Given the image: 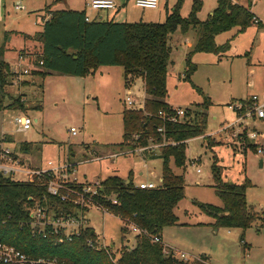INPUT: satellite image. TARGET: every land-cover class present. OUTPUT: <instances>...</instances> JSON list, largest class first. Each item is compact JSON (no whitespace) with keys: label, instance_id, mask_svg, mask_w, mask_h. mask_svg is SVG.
I'll use <instances>...</instances> for the list:
<instances>
[{"label":"rangeland","instance_id":"rangeland-1","mask_svg":"<svg viewBox=\"0 0 264 264\" xmlns=\"http://www.w3.org/2000/svg\"><path fill=\"white\" fill-rule=\"evenodd\" d=\"M88 1L10 0L5 8L2 0L0 6L5 9L8 22L14 21L17 30L35 34L43 28L36 16L40 12L49 15L51 10L47 7L54 11H86L91 17L97 12L88 7ZM178 1L165 0L167 6L164 4L159 10H141L131 5L127 10L128 19L122 15L115 22L163 23ZM194 1L183 0L181 15L184 18L189 16ZM200 1L202 9L198 18L206 21L217 8V0ZM230 1L243 6L251 5L262 26L258 25V20L243 33L235 28L217 36L218 45L230 43L229 50L221 55H194L192 61L197 71L191 78L192 83L184 81L185 59L186 54L193 50L189 44H195L197 34L189 32L184 36L178 30L172 41L174 54L169 66L167 103L174 109H189L190 112H202L203 109L196 105L202 104L205 97L211 104L205 134L187 142L185 168H174L186 180L185 198L176 208L182 228L179 231L170 227L162 233L164 246L173 249L169 250L174 251L177 256L175 258L187 260L184 261L187 264H206L202 257H206L211 264H264V121H249L246 127L241 125L240 130H256L261 133L255 142L246 139L239 142L232 138L234 130L223 131L225 125L235 122L237 118L229 108L230 104L253 95H264V0ZM18 2L25 6V11L15 9ZM8 40L4 39V42ZM40 48L39 44L36 47L32 44L16 53L18 58L23 56L27 59L29 74L20 83L15 82L14 76L9 78V83L0 89V150L8 149L11 158L22 165L15 167L25 172L47 169L49 162L59 167L66 160L73 162L77 168L75 177L68 176L60 179L61 182L69 181L76 185L87 179L89 182L85 184L92 190H96L101 181L115 175L126 181L132 179L135 187L149 180L160 184L163 169L161 160L145 163L140 157L145 155L137 151V155L120 154L119 145L123 142L124 134L123 112L131 108L126 100L131 97L136 101L134 108L143 107L146 97L143 80L136 79L128 86L124 70L120 67L114 68L115 72L111 76L98 72L100 87H88V90H102L98 99H95L73 77L51 75L44 79L33 75V71L40 69L33 53L39 52ZM17 61L10 60L13 67ZM109 79L113 81L107 90L104 81ZM33 82L36 85L32 86ZM21 115L33 120L31 130L25 133H19L14 124L15 118ZM71 128L78 130L77 136L70 133ZM163 143L169 145L171 141L164 140ZM210 143L212 148L208 146ZM259 147H262L263 154H258ZM91 148L103 159L80 164L86 161L82 159V154L86 158L85 153ZM73 152L76 158L71 155ZM110 154L116 157H108ZM158 154L160 148L147 154V157ZM214 162L221 168L224 182L241 185L248 179L252 184L247 190V204L261 216L246 231L239 228H216V219L201 208L202 205L223 207V202L213 188ZM198 170L201 172L198 173ZM13 178L15 181H24L27 176L17 173ZM100 210L75 209L74 215L85 214V225L94 229L95 246L111 249L108 253L117 262L123 250L130 251L135 247L137 234L132 230L133 224L114 216L106 208L107 212ZM124 227L127 229L123 230ZM182 254L185 258L181 257Z\"/></svg>","mask_w":264,"mask_h":264},{"label":"trees","instance_id":"trees-1","mask_svg":"<svg viewBox=\"0 0 264 264\" xmlns=\"http://www.w3.org/2000/svg\"><path fill=\"white\" fill-rule=\"evenodd\" d=\"M182 5L183 0H179L163 23H120L104 18L88 22L86 11H50L41 32L34 36L23 35L28 43L41 47L39 52L33 53L40 67L33 71L35 76L45 79L58 73L83 78L94 74L100 67L109 66L124 70L128 86L136 79L143 80L145 102L142 108L125 109L123 112L124 134L119 146L134 152L138 147L149 146L151 140L156 144H162L164 140L175 144L161 147L158 155L147 157L152 153L145 152V160H162V184L158 189L141 190L135 187L132 179H128L127 184L126 180L115 175L103 181L97 195L91 198L92 202L140 231L135 238V247L130 251L123 250L120 259L114 262L108 253L111 249L100 250L87 244L95 239L93 228L89 227L71 241L62 243L50 227L46 237L35 234L31 222L32 210L36 206L52 208L57 218L72 216L75 210L72 201L83 193L85 187L83 184L66 183L61 193H68L70 200L62 202L48 192L49 182L53 179L49 174L34 183L15 182L0 174V243L14 246L35 258H56L65 264H187L171 255H164V243H156L155 239H162L164 229L181 226L176 208L185 198L186 180L176 171L185 168L187 142L205 134L211 104L205 97L202 104L196 105L203 109L202 112L185 109L183 121L165 119L176 114L166 101L169 66L174 54L171 37L178 30L182 34L191 30L197 34V44L185 59L184 81L192 83L191 78L197 71L192 61L194 55L226 53L230 43L218 45L217 36L235 28L243 33L258 18L251 5L234 4L230 0H217V8L206 21L198 18L202 1H194L186 18L181 15ZM47 8L51 10V7ZM258 25L262 26L260 20ZM6 52L4 45L0 48V89L13 77L10 65L3 59ZM195 89L203 95L199 88ZM160 128H164V134L158 132ZM208 146L213 147L211 143ZM212 175L213 188L223 207L202 205L201 208L216 219V228H239L243 231L251 228L261 216L247 204L251 182L248 179L241 185L224 182L216 162L212 166ZM84 196L89 198L87 194ZM109 198H115L117 204ZM202 259L209 264L206 257Z\"/></svg>","mask_w":264,"mask_h":264},{"label":"built area","instance_id":"built-area-1","mask_svg":"<svg viewBox=\"0 0 264 264\" xmlns=\"http://www.w3.org/2000/svg\"><path fill=\"white\" fill-rule=\"evenodd\" d=\"M127 0H89L88 1V7L91 8L95 12L100 11H116L118 8H120L124 3H126ZM165 2V0H134V5L136 8L141 10H159L161 5ZM15 9L18 11L24 10L25 7L18 3L15 5ZM86 20L88 22L91 21V19L87 16ZM255 22H257V19H255ZM258 23V22H257ZM26 58H23V56H20L18 58V61L15 65L13 76L15 77V82H22L25 80V75L29 74V67L26 65ZM42 65V63H40ZM126 104L134 108L136 103L133 101L131 97H128L126 100ZM229 108L236 114L237 118L236 121L233 123H229L228 125L224 126L223 131L227 130H234V133L232 135L233 139L238 140L239 142L244 141L245 139L250 142H255L260 138V134L256 130H251L250 132L245 130H240L241 125H248L249 121H264V95H253L251 97H248L243 100H239L235 103H232L229 105ZM176 114L174 116H170L167 119L171 122H180L185 119L186 116V110L185 109H175ZM15 127L17 128V131L19 133H25L31 130L33 125V120L26 115H21L15 118L14 121ZM246 127V125H245ZM244 128V127H243ZM239 129V130H238ZM71 134L73 136H76L78 134L77 130L75 128H71L70 130ZM158 132L160 134H164V128L158 129ZM244 133H246V137H244ZM264 138V135L263 137ZM136 139H138V136H136ZM150 142L149 146L147 147H138L134 152H139L145 155V152L152 153L155 149H159L163 146H167L166 143L162 144H156ZM173 144V143H171ZM174 145V144H173ZM136 152V153H137ZM10 151L8 149H1L0 150V174L11 178L13 181L14 176L18 174H23L27 176V179L24 181H15V182H29L34 183L36 181H39L43 175L49 174L53 177V179L49 182L48 185V192L55 196L59 197L62 202H67L70 200V196L68 193L62 195L61 190L65 188L67 182H61L62 179H65L68 177V175L72 172L71 165L64 164L59 166H54L52 162L48 163L47 169H41V170H33L25 172L22 169H17L15 165H21L20 162L14 158H11ZM258 154H263L262 147L258 148ZM195 163V162H194ZM13 164V166H11ZM22 166V165H21ZM66 172V174H63ZM198 173L201 171L198 170ZM59 173V176H58ZM61 179V180H60ZM160 184H157L153 181H147L139 185L137 188L141 190H154L158 189L160 187ZM57 185V186H56ZM100 186V184H99ZM98 186V187H99ZM98 187L96 190H92L85 186L83 188V193L77 195V197L72 201V203L75 206V209H82V210H93L96 209L97 211H102L100 209L105 210L104 207H100L94 202L91 201V198L97 195L98 193ZM85 194L89 195V198H85ZM113 204H117V200L115 198H109ZM89 208V209H88ZM51 209V210H50ZM106 211V210H105ZM107 212V211H106ZM105 212V213H106ZM52 208H46L41 206H36L32 210V222L31 226L35 234L38 236L46 237L48 235V230L51 229V232L57 236H59V243H62L63 241H71L73 237L79 236L82 231L89 228L85 225L86 216L85 214H81V216L76 215H62L61 217H54ZM88 214V213H87ZM86 214V215H87ZM48 227H50L48 229ZM133 232L136 234H139L140 231L134 226L132 228ZM156 243H162V239L156 238ZM87 244L96 249H106L105 248H99L95 246V243L93 241H88ZM164 250L163 253L166 256H173L177 257L174 253V251L169 250L166 246H163ZM182 258H185V255H181ZM181 259V258H180ZM187 261V260H184ZM0 264H65L61 262L60 260L56 258H46V257H40L35 258L31 255L26 254L25 252L17 249L14 246H10L7 244L0 243Z\"/></svg>","mask_w":264,"mask_h":264},{"label":"crops","instance_id":"crops-1","mask_svg":"<svg viewBox=\"0 0 264 264\" xmlns=\"http://www.w3.org/2000/svg\"><path fill=\"white\" fill-rule=\"evenodd\" d=\"M8 2H10V0H4V5H5V8H6V6H7V3ZM2 3V0H0V4ZM18 3H21V2H18ZM17 3V4H18ZM22 4V3H21ZM165 4V2L162 4V5H164ZM23 5V4H22ZM132 5V7H134V8H136L135 7V5H134V0H127V2L126 3H124V5H122L120 8H118L116 11H100V12H97L96 14H92V16L90 17V16H88L91 20H93V19H105V20H109V21H117L116 20V18H118V17H120V16H122V15H124V19L126 18V19H128V8H129V6H131ZM161 5V6H162ZM24 6V5H23ZM165 6H167L166 4H165ZM25 7V6H24ZM161 8V7H160ZM216 9V8H215ZM214 9V10H215ZM5 10V9H4ZM4 10L1 8V6H0V48L1 47H3L4 45H5V47H6V49H7V52L5 53V55H4V57H3V59L10 65V67H13L12 66V63L10 62V60L12 59V60H14V61H16V60H18L17 58H18V55L16 54V53H18V51L21 49V48H23V47H25V46H32V44L31 43H28L26 40H25V38L23 37V35H28V36H34L35 34H29L28 32H25L24 30H17V27H16V24L14 23V21H9L8 22V19H7V16H6V12L4 13ZM26 10V8L24 9V11ZM126 10V11H125ZM213 10V11H214ZM18 11V10H17ZM21 11H23V10H21ZM51 11H54L52 8H51ZM212 11V12H213ZM125 12H126V14H125ZM212 14V13H211ZM210 14V15H211ZM209 15V16H210ZM257 16V15H256ZM37 18V22L39 21V23H42L43 25H44V22L45 21H47L48 19H49V15H45L43 12H40L37 16H36ZM258 18V17H257ZM258 20H259V18H258ZM121 21H124V20H121ZM202 21V20H201ZM120 23H123V22H120ZM128 23V22H127ZM135 23H139V22H135ZM43 27V26H42ZM42 30H43V28H42ZM41 30V31H42ZM40 31V32H41ZM180 31V30H179ZM181 32V31H180ZM190 32H193V33H196L195 31H193V30H191ZM38 33V32H37ZM177 33V32H176ZM175 33V34H176ZM189 33V32H188ZM187 33V34H188ZM174 34V35H175ZM181 34H182V32H181ZM187 34H182V35H187ZM8 38H10L9 40H8ZM4 39H6V40H8L7 42H4ZM173 39H174V36L172 35V37H171V42H170V44H171V46H172V48H173V44H172V41H173ZM197 41H198V38H197V36H196V42H195V44H189V46L191 47V49H194L195 48V46H196V44H197ZM179 43V42H178ZM181 46V45H180ZM173 51H174V49H173ZM193 51V50H192ZM190 53V52H189ZM188 54V53H187ZM186 54V55H187ZM17 55V56H16ZM114 68H116V67H109V66H107V67H103V68H99L94 74H92V75H89V76H87V77H83V78H79V77H73V78H75V80H76V82L78 83V84H80L81 86H82V88H83V90L85 91V92H87V93H90L91 95H93V97H95V99H98V95H99V93L102 91V90H97V88H94L93 90H88V87L89 86H97V87H100V82H98L97 81V74H98V72L100 73V74H104V73H107V75L108 76H111L115 71V69ZM119 68V67H118ZM121 68V67H120ZM105 72H104V71ZM54 75H60V74H58V73H53L52 74V76H54ZM51 75L49 76V77H52ZM64 76V75H63ZM48 77V78H49ZM71 77V76H70ZM47 77H46V79H48ZM74 80V79H73ZM112 81L113 80H106V81H104L105 83V86H106V89L107 90H109V86L112 84ZM34 85H36V83L35 82H33L32 83V86H34ZM145 99H146V97H145ZM136 102V101H135ZM145 102V101H144ZM171 105V104H170ZM131 109V108H130ZM36 122H37V120H36ZM77 132H78V130H77ZM71 133V132H70ZM79 133V132H78ZM78 135V134H77ZM76 135V136H77ZM84 145V144H83ZM86 152V151H85ZM28 153H26V155H27ZM120 154H122V155H124V156H129V155H133V154H135V155H137V153H135V152H131V151H128L127 149H121V152H120ZM72 156H73V158H76V155H75V152H73L72 154H71ZM70 155V156H71ZM85 155L87 156L86 158L84 157V155L82 154V159L83 160H86V161H84V162H80V164H85V163H89V162H96V161H100L101 159H103L102 157H98V154L96 153V152H94V150L91 148V150H88L86 153H85ZM89 155H90V157L92 156H94V157H96V158H90L89 157ZM144 155V154H143ZM108 157H116V155H112V154H110V155H108ZM140 157H142V160L145 162V163H147L148 161H150L149 159L148 160H145V156H140ZM64 161H65V159H64ZM153 161V160H152ZM162 161V160H161ZM68 160H66L64 163L66 164H68ZM69 165H71V168H72V174L70 173L68 176L69 177H75V172L77 171V168H76V164H74L73 162L72 163H70L69 162ZM146 167H148V165L146 164ZM140 176H143V173H140L139 174ZM74 180H76L75 178H74ZM76 181H78V180H76ZM105 181V180H104ZM149 181H151V180H149ZM163 180H162V177L159 179V182L161 183ZM79 182V181H78ZM87 182H89V181H87V179L85 180V182H81V184H83V185H85L86 186V184L85 183H87ZM103 181H101V183H102ZM80 183V182H79ZM97 183V182H96ZM159 184V183H158ZM181 225V224H180ZM176 228V230H179L180 231V228H182V226H177V227H175ZM215 233H217V231H215ZM162 239H163V236H162ZM164 240V239H163ZM129 243V242H128ZM169 249H171V248H169ZM171 250H173V249H171ZM208 261V263L209 264H211L210 263V261L209 260H207Z\"/></svg>","mask_w":264,"mask_h":264},{"label":"water","instance_id":"water-1","mask_svg":"<svg viewBox=\"0 0 264 264\" xmlns=\"http://www.w3.org/2000/svg\"><path fill=\"white\" fill-rule=\"evenodd\" d=\"M127 184H129V181H127ZM230 184H233L232 182H230Z\"/></svg>","mask_w":264,"mask_h":264}]
</instances>
